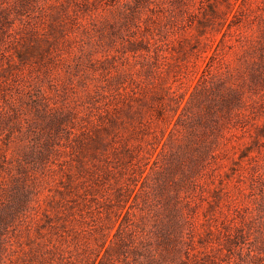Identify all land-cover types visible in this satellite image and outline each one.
<instances>
[{"label": "rangeland", "instance_id": "374dc122", "mask_svg": "<svg viewBox=\"0 0 264 264\" xmlns=\"http://www.w3.org/2000/svg\"><path fill=\"white\" fill-rule=\"evenodd\" d=\"M104 1L62 0L59 12L48 9L62 30L50 36L52 46L43 42L41 58L21 63L15 51L22 41H0L7 85L0 91V213L14 197L12 175H24L19 161L33 190L27 207L1 223L0 264H93L164 141L188 157L205 151L206 141L209 159L193 173V187H178L162 169L151 172L130 215V237L161 249L155 232L166 213L155 211L179 191L191 223L172 264H256L252 254L264 257V180L256 176L264 177V81L250 74L264 71V0ZM36 15L33 22L47 30L49 19ZM7 25L17 37L27 34L19 19ZM3 49L15 55L13 64ZM200 78L201 89L225 81L245 102L229 114L212 92L187 106ZM39 95L46 106L35 102ZM125 240L105 264H147Z\"/></svg>", "mask_w": 264, "mask_h": 264}, {"label": "trees", "instance_id": "16d2710c", "mask_svg": "<svg viewBox=\"0 0 264 264\" xmlns=\"http://www.w3.org/2000/svg\"><path fill=\"white\" fill-rule=\"evenodd\" d=\"M119 0H106L104 1L105 6H115ZM138 3L140 0H137ZM61 2V4H60ZM60 5V7H59ZM62 0H2L0 1V29L2 33H0V41L4 44L7 40V37L13 40L22 41L20 44V48L16 47V54L19 58L21 63L25 62V60L30 55L36 54L37 58H41L44 55V51L41 50L43 42L45 41L48 46H52L55 40H51L50 36H56V32L58 30H62L57 27V24L54 20L57 19L58 14L53 11H47L48 9H56L58 12L62 9ZM57 12V13H58ZM37 13H40L42 17H47L48 22V29H40L36 23L33 22L34 16L37 17ZM19 19L21 21V26L26 31L25 36L17 37L15 33H11L9 28H12L10 25L2 28V26L9 24L10 22L13 23L14 20ZM77 23V21L75 22ZM62 32V31H61ZM5 34V35H4ZM64 34V29H63ZM33 42V43H32ZM1 50V48H0ZM47 51H50L47 48ZM8 51L6 49L1 51V55L8 59V64H13L11 61L15 60L12 53L7 54ZM264 61L263 59L261 60ZM250 78L253 80H261L264 81V71L263 69H259L257 71H253L250 74ZM201 78L197 80V83L194 85L193 90L190 92L188 98L186 99V105H191L195 102L198 94L201 93L204 99L210 100V93L214 92L215 98H218V103L220 105L221 110L225 109L227 113L231 114L235 108H238L242 103H244V99L242 96V92L235 88V87H226L225 81H221L219 85H217L214 90L212 87H204V89L200 88ZM7 85L0 82V91L1 89H5ZM46 97L44 95H39L38 99L35 100L36 103L46 106ZM210 120H212L209 115H207V121L209 124ZM217 124L219 121L216 120ZM221 124V123H220ZM259 132L264 135V129L260 128ZM99 140L102 143V137H94V140ZM255 142H259V137L253 138ZM202 143H204L202 145ZM201 145L205 149L198 157L193 156H184L183 154H179V152H174L173 149H169L168 141H164L160 148L157 150L155 159L153 160L152 164L150 165V169L147 170L143 168L141 171V179L135 183V185L131 188L130 199L128 206L125 208L123 213V219L119 222L117 230L111 236L108 235L105 241L101 244L99 251L96 254L95 261L93 264H105L106 260H110V252L111 250L117 245L121 251L123 250V245L126 243V237L129 238L130 244L133 246L134 252H139V254L145 256L147 259V264H172L169 261V256L175 255L177 253H181L185 244L184 240V226L190 225L191 220L188 217L187 213L185 212V203L179 200V191H176L173 194L167 195V201L161 208L157 209L156 215H159L161 211H164L166 215L164 217L158 218V228L155 232L157 246L161 249L156 247V252L150 247H146V244H143V241H140V245L136 244V241L133 240V236L130 237V234L133 232L134 221H131L130 215L134 211V206L136 205L137 199L140 195L144 192L145 183L150 178L151 172L154 170L163 172L165 171V175H171V179L178 187L181 184H189L193 187L195 184V180H193V173L196 170H199V167L205 165L206 161L209 159L208 149L206 148L208 145L207 142L203 141ZM200 145V146H201ZM247 150L243 151V153L239 156L240 161L243 158L247 157ZM170 152L169 158L171 159L170 165H162L160 161L163 157L166 158V154ZM46 154L43 150L40 149V158H45ZM255 159V157H252ZM44 160V159H43ZM46 160V159H45ZM235 164H239L240 162L236 161ZM2 166V165H0ZM235 170V169H234ZM12 173V170H9ZM24 165L19 161L18 173H24L22 176H16L15 174L12 177L17 182L16 190L13 193V200L6 204L3 208L2 213H0V251L2 250L3 243V233L2 228L3 225L1 223H8L12 218H14L17 213H20L24 210L27 205L31 201V194L33 193L32 186L29 181H32L31 176L26 172ZM144 172H146L144 174ZM144 174V175H143ZM263 174L257 173L256 176L258 177V181H263L264 177ZM141 182L140 185L138 183ZM5 189V181L0 180V196ZM263 193L264 190L261 189ZM188 205V204H187ZM248 209V208H247ZM246 209V210H247ZM259 209H264V200L259 202ZM249 210V209H248ZM247 210V211H248ZM251 212L250 210L247 213ZM240 213V210H237V214ZM242 215V214H239ZM244 216V215H242ZM233 218V217H232ZM231 218V219H232ZM246 218V217H242ZM260 217L253 215L252 221L259 220ZM124 228H127L126 233L123 235L122 231ZM241 231L244 230V227L239 228ZM127 243V244H128ZM135 244V246L133 245ZM252 251H250L251 253ZM159 256V257H158ZM253 259H257L256 264H264L260 263L259 261H263L264 257H262L258 252L252 254ZM1 253H0V261H1ZM140 264H144L143 262Z\"/></svg>", "mask_w": 264, "mask_h": 264}]
</instances>
